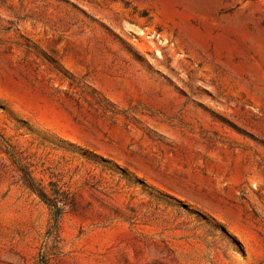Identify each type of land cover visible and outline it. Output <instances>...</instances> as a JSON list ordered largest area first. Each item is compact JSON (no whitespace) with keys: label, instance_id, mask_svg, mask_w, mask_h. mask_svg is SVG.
<instances>
[{"label":"rangeland","instance_id":"rangeland-1","mask_svg":"<svg viewBox=\"0 0 264 264\" xmlns=\"http://www.w3.org/2000/svg\"><path fill=\"white\" fill-rule=\"evenodd\" d=\"M0 264H264V0H0Z\"/></svg>","mask_w":264,"mask_h":264},{"label":"trees","instance_id":"trees-1","mask_svg":"<svg viewBox=\"0 0 264 264\" xmlns=\"http://www.w3.org/2000/svg\"><path fill=\"white\" fill-rule=\"evenodd\" d=\"M26 177L29 188L34 191L39 196V198L47 203V205L53 210L54 221L56 222V219L61 213V208L58 206L57 201L48 197L47 194L41 188H39L29 176Z\"/></svg>","mask_w":264,"mask_h":264}]
</instances>
